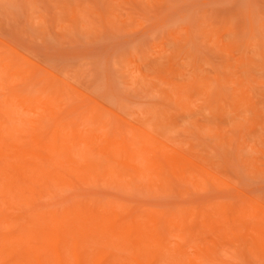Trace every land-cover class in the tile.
I'll use <instances>...</instances> for the list:
<instances>
[{"label": "rangeland", "instance_id": "1", "mask_svg": "<svg viewBox=\"0 0 264 264\" xmlns=\"http://www.w3.org/2000/svg\"><path fill=\"white\" fill-rule=\"evenodd\" d=\"M28 251L264 264V0H0V264Z\"/></svg>", "mask_w": 264, "mask_h": 264}, {"label": "bare ground", "instance_id": "2", "mask_svg": "<svg viewBox=\"0 0 264 264\" xmlns=\"http://www.w3.org/2000/svg\"><path fill=\"white\" fill-rule=\"evenodd\" d=\"M14 237V236H13ZM10 238V237H9ZM17 239V238H16ZM8 252V255H10L13 259L12 264H43V262L40 260V258H37L34 256L31 252ZM11 264V263H10Z\"/></svg>", "mask_w": 264, "mask_h": 264}]
</instances>
